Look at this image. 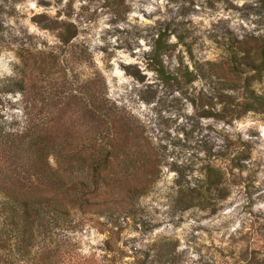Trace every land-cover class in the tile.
<instances>
[{
  "label": "rangeland",
  "instance_id": "374dc122",
  "mask_svg": "<svg viewBox=\"0 0 264 264\" xmlns=\"http://www.w3.org/2000/svg\"><path fill=\"white\" fill-rule=\"evenodd\" d=\"M0 21L6 131L78 106L98 72L164 153L158 169L133 153L121 180L147 188L124 211L54 229L20 264H264V112L246 110L264 0H0Z\"/></svg>",
  "mask_w": 264,
  "mask_h": 264
},
{
  "label": "trees",
  "instance_id": "16d2710c",
  "mask_svg": "<svg viewBox=\"0 0 264 264\" xmlns=\"http://www.w3.org/2000/svg\"><path fill=\"white\" fill-rule=\"evenodd\" d=\"M159 50L160 40L156 58ZM105 88L97 72L87 79L78 106L77 101L47 105L49 113L32 117L31 112L26 128L18 132L0 123V264H20L37 239L56 228L82 226L89 213L113 219L147 188L126 186L121 177L133 172L134 152L156 168L164 153L110 101ZM250 95L246 110L264 112V95L254 90Z\"/></svg>",
  "mask_w": 264,
  "mask_h": 264
}]
</instances>
